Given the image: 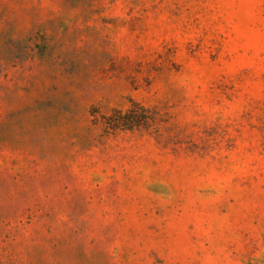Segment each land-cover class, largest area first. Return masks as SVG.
Instances as JSON below:
<instances>
[{
  "label": "rangeland",
  "instance_id": "374dc122",
  "mask_svg": "<svg viewBox=\"0 0 264 264\" xmlns=\"http://www.w3.org/2000/svg\"><path fill=\"white\" fill-rule=\"evenodd\" d=\"M0 264H264V0H0Z\"/></svg>",
  "mask_w": 264,
  "mask_h": 264
}]
</instances>
